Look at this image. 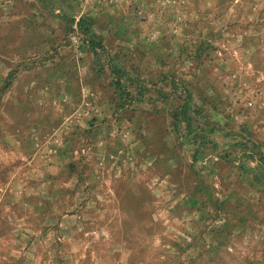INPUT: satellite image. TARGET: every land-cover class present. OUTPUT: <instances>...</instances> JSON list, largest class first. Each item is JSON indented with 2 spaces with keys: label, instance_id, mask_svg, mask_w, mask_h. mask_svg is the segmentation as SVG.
<instances>
[{
  "label": "rangeland",
  "instance_id": "1",
  "mask_svg": "<svg viewBox=\"0 0 264 264\" xmlns=\"http://www.w3.org/2000/svg\"><path fill=\"white\" fill-rule=\"evenodd\" d=\"M0 264H264V0H0Z\"/></svg>",
  "mask_w": 264,
  "mask_h": 264
}]
</instances>
